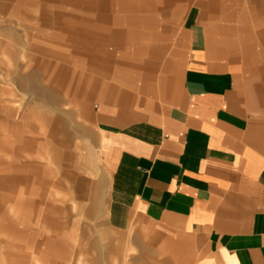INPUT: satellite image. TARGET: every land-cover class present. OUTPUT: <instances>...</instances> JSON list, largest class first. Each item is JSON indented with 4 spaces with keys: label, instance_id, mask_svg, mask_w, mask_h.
I'll list each match as a JSON object with an SVG mask.
<instances>
[{
    "label": "crops",
    "instance_id": "obj_1",
    "mask_svg": "<svg viewBox=\"0 0 264 264\" xmlns=\"http://www.w3.org/2000/svg\"><path fill=\"white\" fill-rule=\"evenodd\" d=\"M78 1L95 6L104 22L117 0ZM178 1L142 0L129 4L130 13L164 11ZM193 4L204 16L221 6L219 0ZM194 16L186 20L190 49L181 90L178 76L166 80L164 96H155L162 101L149 98L139 107L131 92L111 82L106 93L93 84L76 90L85 98L80 112L97 124L99 144L98 155L92 150L83 162L98 177L89 185L79 180L78 191L90 196L92 214L107 217L100 234L107 244L99 252L107 264H264V82L246 65L228 63ZM139 25L130 19L128 39L137 37ZM90 29L74 33L93 45L96 70L110 73L115 52L107 46L121 47L124 34L100 22ZM161 53L150 49L146 77ZM54 112L52 122L65 135L90 138L73 113Z\"/></svg>",
    "mask_w": 264,
    "mask_h": 264
},
{
    "label": "rangeland",
    "instance_id": "obj_2",
    "mask_svg": "<svg viewBox=\"0 0 264 264\" xmlns=\"http://www.w3.org/2000/svg\"><path fill=\"white\" fill-rule=\"evenodd\" d=\"M141 1L117 0L101 22L95 6L78 0H0V264H107L99 254L107 244L108 237L100 239L107 217L91 213L92 200L77 185L97 179L83 162L99 148L97 124L80 112L85 98L76 94L79 85L106 93L111 82L133 94V107L149 98L161 102L165 81L177 76L181 90L189 13L228 63L246 65L264 82V0H219V12L205 16L193 4L198 0L130 13L129 4ZM133 18L140 25L137 37L128 39ZM98 22L125 37L121 47L107 46L115 52L110 73L96 70L93 45L74 33ZM154 46L162 53L146 77ZM54 109L73 113L72 121L87 127L90 138L65 135L52 122ZM97 164L105 172L101 160Z\"/></svg>",
    "mask_w": 264,
    "mask_h": 264
}]
</instances>
